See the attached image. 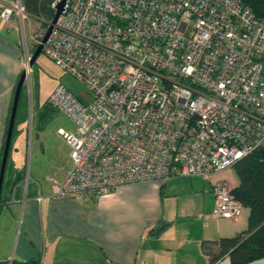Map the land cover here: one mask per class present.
Listing matches in <instances>:
<instances>
[{
    "label": "built area",
    "instance_id": "2783aa9c",
    "mask_svg": "<svg viewBox=\"0 0 264 264\" xmlns=\"http://www.w3.org/2000/svg\"><path fill=\"white\" fill-rule=\"evenodd\" d=\"M16 8L22 17L18 0L0 18ZM42 51L90 96L58 85L48 98L76 124L59 132L72 165L54 198L208 179L264 145V20L246 0H67ZM231 189L212 185L213 217L241 215Z\"/></svg>",
    "mask_w": 264,
    "mask_h": 264
},
{
    "label": "crops",
    "instance_id": "0c3cea01",
    "mask_svg": "<svg viewBox=\"0 0 264 264\" xmlns=\"http://www.w3.org/2000/svg\"><path fill=\"white\" fill-rule=\"evenodd\" d=\"M17 2L0 0V8ZM15 18H0V162L28 54L9 29L16 26ZM11 143L0 197V264L10 259L27 264H264V257L243 263L228 253L216 258L219 239L238 231L206 230L205 219L194 234H172L176 220L168 216L165 188L177 176L162 183L128 184L97 199L54 198L52 181L62 180L72 162L56 165L52 173L25 174L11 160Z\"/></svg>",
    "mask_w": 264,
    "mask_h": 264
},
{
    "label": "rangeland",
    "instance_id": "374dc122",
    "mask_svg": "<svg viewBox=\"0 0 264 264\" xmlns=\"http://www.w3.org/2000/svg\"><path fill=\"white\" fill-rule=\"evenodd\" d=\"M14 17L16 26L9 29L14 37L20 39L25 53H28L24 58V68H27L28 75L18 102V114L11 140V160L20 166L25 174L29 171L52 173L56 165H71L69 146L59 132H73L76 124L67 114L51 106L48 98L58 85H63L83 100H90V96L80 82L55 65L43 51L29 69L28 57L33 49L31 33L38 30L42 22L24 12L22 17L19 16L17 8ZM219 181H226L232 188L238 183V178L230 167L210 175L208 179L202 176H177V179L168 182L165 188V198L169 204L168 216L176 220L172 234H194L203 228V219L206 221V230L219 226L235 233L247 228L248 209L245 207L237 219L213 217L214 195L209 189L212 183Z\"/></svg>",
    "mask_w": 264,
    "mask_h": 264
},
{
    "label": "trees",
    "instance_id": "16d2710c",
    "mask_svg": "<svg viewBox=\"0 0 264 264\" xmlns=\"http://www.w3.org/2000/svg\"><path fill=\"white\" fill-rule=\"evenodd\" d=\"M54 1L56 0H20V4L24 13L42 22L39 28H46L54 15L55 10L51 7ZM246 5L264 20V0H246ZM35 47L36 44L33 45L32 52ZM17 114L18 109L16 117ZM232 168L238 183L232 187L231 192L248 209V223L245 230L219 239L221 250L216 258L228 253L231 260L243 263L264 257V145L237 160Z\"/></svg>",
    "mask_w": 264,
    "mask_h": 264
},
{
    "label": "water",
    "instance_id": "95a60500",
    "mask_svg": "<svg viewBox=\"0 0 264 264\" xmlns=\"http://www.w3.org/2000/svg\"><path fill=\"white\" fill-rule=\"evenodd\" d=\"M67 0H59L56 2V5L54 7V15L52 20L48 23V26L46 28V32L44 36L41 38V41L36 45L35 50L32 52L31 56L28 57V67L33 65L35 62L37 56L40 54L43 48V43L45 42L46 38L48 37L54 23L56 22L58 16L60 13L64 10V6L66 4ZM28 75V70L27 68H24L19 76V79L16 84V88L14 91L13 95V100H12V105H11V110H10V116H9V121L7 125V130H6V136H5V142H4V147H3V153L1 157V162H0V197H1V191H2V185H3V180H4V175H5V170H6V164H7V159H8V154H9V148H10V143H11V138L13 135V129H14V124H15V118H16V113H17V108H18V102L21 94L22 87L24 85V82L26 80V77Z\"/></svg>",
    "mask_w": 264,
    "mask_h": 264
}]
</instances>
